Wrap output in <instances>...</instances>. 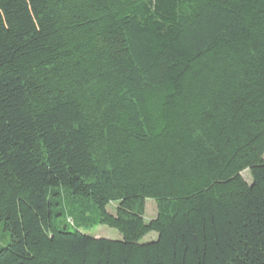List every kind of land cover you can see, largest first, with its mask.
<instances>
[{
  "label": "trees",
  "instance_id": "obj_1",
  "mask_svg": "<svg viewBox=\"0 0 264 264\" xmlns=\"http://www.w3.org/2000/svg\"><path fill=\"white\" fill-rule=\"evenodd\" d=\"M263 155L264 0H0V264H264Z\"/></svg>",
  "mask_w": 264,
  "mask_h": 264
},
{
  "label": "rangeland",
  "instance_id": "obj_2",
  "mask_svg": "<svg viewBox=\"0 0 264 264\" xmlns=\"http://www.w3.org/2000/svg\"><path fill=\"white\" fill-rule=\"evenodd\" d=\"M263 158H264V155H263ZM242 175L248 183H251L252 179H251L250 174L247 173V171L242 172ZM114 208H115V204H110L107 206V210L111 213L114 212L113 211ZM155 216H156L155 202L152 199H146L144 220L148 222L149 220L153 219ZM82 232L88 235L94 236V237H104V238H109L113 240H119L121 238L119 232L116 229L110 228L106 225H98L88 230H82ZM156 237L157 235L155 232H150L140 240V243H145V242L155 240Z\"/></svg>",
  "mask_w": 264,
  "mask_h": 264
}]
</instances>
